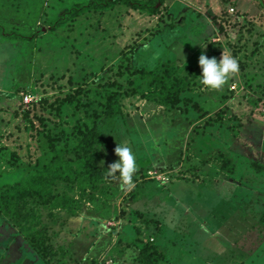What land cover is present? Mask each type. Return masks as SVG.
<instances>
[{"label":"rangeland","instance_id":"rangeland-1","mask_svg":"<svg viewBox=\"0 0 264 264\" xmlns=\"http://www.w3.org/2000/svg\"><path fill=\"white\" fill-rule=\"evenodd\" d=\"M88 1L0 0V192L77 160L96 122L110 143L86 192L54 184L70 208L35 197L0 215V264H155L146 248L157 264H264V4L165 0L151 13L118 2L55 26ZM223 51L239 71L210 89L199 57ZM119 142L137 156L131 188L107 174Z\"/></svg>","mask_w":264,"mask_h":264},{"label":"trees","instance_id":"trees-1","mask_svg":"<svg viewBox=\"0 0 264 264\" xmlns=\"http://www.w3.org/2000/svg\"><path fill=\"white\" fill-rule=\"evenodd\" d=\"M162 1L164 2L165 0H157L154 4L150 3L149 0H92L82 4H77L70 8L65 15L58 19L55 26L59 27V24L66 23L70 20L69 18L73 19L75 16H78L86 10L106 9L118 2H124L128 5H133V7L137 9L148 10L153 13L158 11L157 3ZM261 2L264 4V0H261ZM2 32L4 33L3 29ZM6 35L12 39H31L30 37L20 33H11ZM144 74L152 75L146 73ZM156 79L161 81L162 77L157 75ZM172 89H174V87L171 89L165 88L161 93V95H163L168 101H174L176 97V94H174ZM108 100L109 104L107 106V114L112 116L111 119H114L113 116L117 117L122 112L119 97L117 94L113 93L109 96ZM214 105L216 106V104ZM99 127L100 125L96 122V126L89 128V130L80 131L82 136L79 135L77 140L78 142L74 146V150H76L75 152L79 155L77 160L59 157L53 164L39 168L34 174L26 177L19 183L2 190L0 192V215H11L14 210H17L16 202L22 203L27 200V198L38 197L41 202L57 209L70 208L73 204H75L77 200L74 197L68 194H56L54 191V184L60 180L70 183H78L82 193H84L87 189L82 185H84L88 179L100 178V180H102L103 173L98 172L95 163L100 155L103 157V152H101V150L106 149V147L109 148L110 143L104 138L101 131L98 129ZM95 170L98 173L95 172ZM17 216L21 217V213H18ZM31 221L38 223L36 215ZM25 230L26 228H22V231L26 233ZM29 235L34 236L35 232H29ZM143 253H145V257L150 258L147 261L153 263L156 261L155 264H157L156 255L149 251L148 248H146Z\"/></svg>","mask_w":264,"mask_h":264},{"label":"clouds","instance_id":"clouds-1","mask_svg":"<svg viewBox=\"0 0 264 264\" xmlns=\"http://www.w3.org/2000/svg\"><path fill=\"white\" fill-rule=\"evenodd\" d=\"M199 65L202 69L199 75L200 83L210 89L222 88L228 78L239 71L238 61L224 51L219 61L216 57L209 58L206 53L201 54ZM115 154L119 159L107 167V174L113 176L118 173L122 181V189L125 186L133 187V175L138 170L136 154L126 143L121 142L115 148Z\"/></svg>","mask_w":264,"mask_h":264}]
</instances>
